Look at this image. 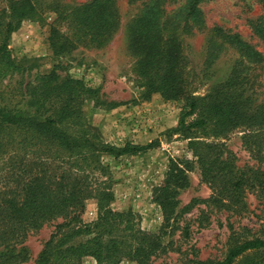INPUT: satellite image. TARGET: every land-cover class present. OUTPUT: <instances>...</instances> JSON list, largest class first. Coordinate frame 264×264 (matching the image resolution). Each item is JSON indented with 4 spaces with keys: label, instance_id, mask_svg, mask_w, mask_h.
I'll return each mask as SVG.
<instances>
[{
    "label": "trees",
    "instance_id": "1",
    "mask_svg": "<svg viewBox=\"0 0 264 264\" xmlns=\"http://www.w3.org/2000/svg\"><path fill=\"white\" fill-rule=\"evenodd\" d=\"M181 1L180 11L168 17L171 13L166 4ZM208 1H146L127 24V42L143 97L160 93L167 100L184 102L178 125L171 133L189 140L202 180L212 190L204 203L208 208L214 205L239 213L246 208L248 188H258L264 197V103L254 105L249 97L238 93L240 89L234 90L236 73L211 84L207 94L195 95L188 57L177 30L182 23V32L189 34L193 26L203 27L201 6ZM253 1L261 11L249 23L253 34L264 42V0ZM44 11L45 7L34 0H11L9 12L0 10V79L25 69L10 57L8 41L24 20L39 19ZM55 11L58 18L66 20L69 32L64 35L53 29L51 42L57 52L70 51L78 44L103 47L114 37L121 21L117 0H91ZM211 31L222 42L239 49L247 60L264 59L263 53L240 33L218 24ZM18 89L23 99L0 102V158L9 145L22 146V151L12 156L15 165L0 190V264L22 253H17L16 246L30 231L59 218L63 222L35 264H82L87 256L97 264H119L125 258L147 264L163 249L164 231L177 228L178 195L189 185L192 161L170 159L162 184L152 194L161 208L163 223L156 233L143 230L131 210L111 208L114 180L102 156L146 152L156 142H127L121 147L105 142L84 113L90 97L97 105L103 104L99 102V90L80 79H61L51 72L38 76L36 83L25 87L20 84ZM235 129L244 132L243 145L257 166H240L235 153L226 146L224 139ZM92 199L97 201V216L85 222L82 216ZM80 237L85 240L77 241ZM185 264H264V234L235 243L222 261L193 258Z\"/></svg>",
    "mask_w": 264,
    "mask_h": 264
},
{
    "label": "rangeland",
    "instance_id": "2",
    "mask_svg": "<svg viewBox=\"0 0 264 264\" xmlns=\"http://www.w3.org/2000/svg\"><path fill=\"white\" fill-rule=\"evenodd\" d=\"M34 1L45 7V13L39 19L24 20L11 34L8 41L10 57L25 69L0 79V102L23 99L21 90H17L20 84L25 87L28 83H36L38 76L51 72L57 73L61 79H80L98 89L99 102L102 100L103 104L97 105L95 98L90 97L85 102L84 113L89 123L100 130L105 142L118 147L127 142L139 145L156 142L155 147L146 152L102 156L114 180L111 208L123 212L131 210L146 231L156 233L163 223L161 208L153 201L152 194L153 189L162 184L170 159L192 161L193 168L188 172L189 185L178 195L177 228L164 231L161 235L163 249L155 252L147 264H185L193 258L218 262L226 257L235 243L263 236L264 197L258 188L246 190V208L239 213L214 205L208 208L204 203L212 190L202 180L189 140L171 133V129L178 125L184 102L167 100L160 93L143 97L144 91L132 69L134 57L128 48L126 27L148 0H117L121 21L109 43L103 47L78 44L67 52H57L51 42L54 28L61 34H69L66 20L58 18L55 8H72L91 0ZM10 3L11 0H0V10L9 12ZM167 4L171 13L168 17H173L182 8L183 1ZM49 6L53 7L49 9ZM201 9L205 18L203 27L193 26L189 34L182 32V23L181 29L177 30L183 52L188 57V69L192 72L190 85L195 95L207 94L211 84L236 73L234 90L240 89L238 93L249 97L254 105L263 104L264 59L259 62L247 60L239 49L222 42L211 31L218 24L238 32L264 56V42L253 34L249 23L261 11L260 5L253 0H210ZM243 134L242 129L230 132L224 139L226 146L235 153L240 166H257V161L243 145ZM16 146L9 145L0 158V190L5 188L8 172L15 165L16 158L12 160V156L22 151V146ZM186 206L189 207L185 209ZM97 212V201L89 200L82 218L91 222ZM62 222L63 219L59 218L30 231L16 246L17 253H22L14 259H6L4 264H35L46 242ZM76 240H85V237ZM82 264L97 262L87 256L82 259ZM119 264L139 263L125 258Z\"/></svg>",
    "mask_w": 264,
    "mask_h": 264
}]
</instances>
